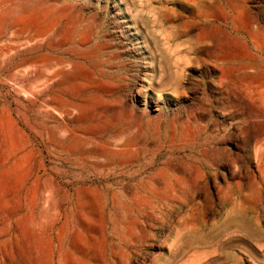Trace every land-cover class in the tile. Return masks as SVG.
<instances>
[{
    "label": "rangeland",
    "instance_id": "rangeland-1",
    "mask_svg": "<svg viewBox=\"0 0 264 264\" xmlns=\"http://www.w3.org/2000/svg\"><path fill=\"white\" fill-rule=\"evenodd\" d=\"M263 170L264 0H0V264H264Z\"/></svg>",
    "mask_w": 264,
    "mask_h": 264
},
{
    "label": "bare ground",
    "instance_id": "bare-ground-1",
    "mask_svg": "<svg viewBox=\"0 0 264 264\" xmlns=\"http://www.w3.org/2000/svg\"><path fill=\"white\" fill-rule=\"evenodd\" d=\"M264 171V170H263ZM262 180V179H261Z\"/></svg>",
    "mask_w": 264,
    "mask_h": 264
}]
</instances>
